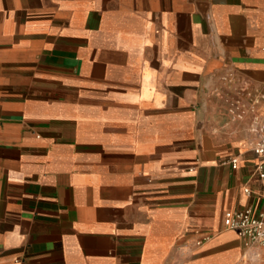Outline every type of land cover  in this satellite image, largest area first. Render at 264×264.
<instances>
[{"label":"crops","instance_id":"0c3cea01","mask_svg":"<svg viewBox=\"0 0 264 264\" xmlns=\"http://www.w3.org/2000/svg\"><path fill=\"white\" fill-rule=\"evenodd\" d=\"M261 92L264 0H0V264H264Z\"/></svg>","mask_w":264,"mask_h":264},{"label":"built area","instance_id":"2783aa9c","mask_svg":"<svg viewBox=\"0 0 264 264\" xmlns=\"http://www.w3.org/2000/svg\"><path fill=\"white\" fill-rule=\"evenodd\" d=\"M260 98L264 99V92L260 93ZM229 111L234 118L243 117V110L238 101L231 102ZM252 130L257 133V140L253 151L257 156L254 168L256 176L264 183V118L253 117ZM232 168H236L238 159L233 156L227 160ZM244 192L250 193L248 187ZM222 226L226 229L234 230L241 238L246 249L259 248L264 246V207L255 209L253 206H246L239 209L227 210L222 218ZM204 238H207L205 236ZM203 238V239H204ZM201 240H197L199 244ZM12 264H19L17 261Z\"/></svg>","mask_w":264,"mask_h":264}]
</instances>
